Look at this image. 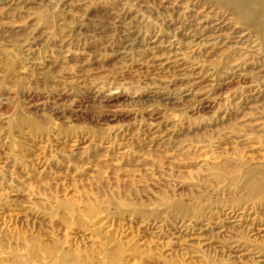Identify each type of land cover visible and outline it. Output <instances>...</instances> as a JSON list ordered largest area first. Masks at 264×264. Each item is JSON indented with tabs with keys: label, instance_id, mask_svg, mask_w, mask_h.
Wrapping results in <instances>:
<instances>
[{
	"label": "rangeland",
	"instance_id": "rangeland-1",
	"mask_svg": "<svg viewBox=\"0 0 264 264\" xmlns=\"http://www.w3.org/2000/svg\"><path fill=\"white\" fill-rule=\"evenodd\" d=\"M0 264H264L259 0H0Z\"/></svg>",
	"mask_w": 264,
	"mask_h": 264
},
{
	"label": "bare ground",
	"instance_id": "bare-ground-1",
	"mask_svg": "<svg viewBox=\"0 0 264 264\" xmlns=\"http://www.w3.org/2000/svg\"><path fill=\"white\" fill-rule=\"evenodd\" d=\"M240 3H243V1H246V0H239ZM259 8H260V11L261 12H264V0H259Z\"/></svg>",
	"mask_w": 264,
	"mask_h": 264
}]
</instances>
